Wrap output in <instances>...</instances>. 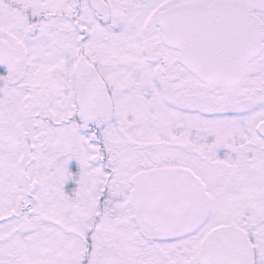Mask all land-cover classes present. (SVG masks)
Returning <instances> with one entry per match:
<instances>
[{
    "label": "snow or ice",
    "instance_id": "obj_1",
    "mask_svg": "<svg viewBox=\"0 0 264 264\" xmlns=\"http://www.w3.org/2000/svg\"><path fill=\"white\" fill-rule=\"evenodd\" d=\"M0 264H264V0H0Z\"/></svg>",
    "mask_w": 264,
    "mask_h": 264
}]
</instances>
